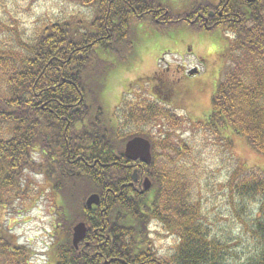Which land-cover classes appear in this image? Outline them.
<instances>
[{
	"label": "trees",
	"instance_id": "16d2710c",
	"mask_svg": "<svg viewBox=\"0 0 264 264\" xmlns=\"http://www.w3.org/2000/svg\"><path fill=\"white\" fill-rule=\"evenodd\" d=\"M76 1L94 9L88 24L55 20L18 48L0 43V264H30L36 254L1 220L2 209L35 196L26 173L44 176L59 198L52 244L57 264H229L227 243L210 234L188 200L190 181L182 162L188 142L174 143L168 130L150 132L157 119H179L173 126L183 119L158 101L124 98L115 125L93 84L108 63L99 49L120 59L132 50L134 20H150L157 28L185 22L196 29L222 28L231 36V65L202 128L215 135L231 130L264 155V0H190L178 9L168 0ZM136 135L152 143L150 165L124 154L125 142ZM146 177L152 185L144 194ZM228 180L236 195L259 199L251 228L255 253L243 264H264V173ZM93 193L101 204L89 209L86 200ZM76 216V223L89 226L79 249L68 224ZM152 220L178 232L173 253L160 261L147 240Z\"/></svg>",
	"mask_w": 264,
	"mask_h": 264
},
{
	"label": "rangeland",
	"instance_id": "374dc122",
	"mask_svg": "<svg viewBox=\"0 0 264 264\" xmlns=\"http://www.w3.org/2000/svg\"><path fill=\"white\" fill-rule=\"evenodd\" d=\"M188 2L190 0H168L177 9L187 7ZM94 14V9L82 6L76 0H0V43H12L17 47L21 40L30 42L43 23L60 20L71 22L76 27L80 25L79 21L82 25L88 24ZM230 38L229 33L219 27L214 30L196 29L185 22L169 28H157L150 20H134L131 33L133 48L125 59H120L111 50L99 49L100 56L108 63L104 67L105 73L93 88L99 93L106 116L112 121L124 98L128 101L160 100L152 94L157 75H162L170 67L166 75L170 76L177 65L181 67L182 75L177 73V76L188 82L182 85V99L158 102L174 109V115L183 120L173 126L179 119L169 123L157 119L150 132L153 135L161 130L165 134L168 130L174 143L177 144L178 140L188 142V157L182 160L187 164L185 168L190 181L188 200L198 209L199 219L209 228L210 234L227 243L228 263L243 264L255 253L251 228L261 204L258 198L236 195L232 181L228 179L234 174L239 177L254 171L264 173V155L255 151L246 137L231 130L215 135L202 128L211 113L218 83L231 65ZM194 67L199 73L185 77L183 69ZM126 128L137 129L133 125ZM148 128L146 125L145 129ZM24 179H30L34 184L35 196L28 202L20 201L2 209L1 220L20 244L35 250L30 264H57L58 255L52 244L58 223L55 202L59 203V198L53 194L44 176L26 173ZM149 190L146 192L150 193ZM72 219L74 224H68H72L73 230L78 216ZM64 228H68L67 225ZM148 229L147 240L156 258L159 261L168 258L178 242V232L160 220L150 221ZM236 229L238 231L234 234ZM161 249L164 255L160 254Z\"/></svg>",
	"mask_w": 264,
	"mask_h": 264
},
{
	"label": "water",
	"instance_id": "95a60500",
	"mask_svg": "<svg viewBox=\"0 0 264 264\" xmlns=\"http://www.w3.org/2000/svg\"><path fill=\"white\" fill-rule=\"evenodd\" d=\"M152 145L150 141L141 136H135L128 140L125 145V156L132 161H138L150 165L152 163ZM135 180L137 179V172L134 175ZM151 187V181L146 178L144 181V189L148 190ZM101 204L100 195L97 193L91 194L87 200L86 205L89 209L93 206H99ZM88 225L85 222H78L73 228V245L79 248L80 243L86 238L88 232Z\"/></svg>",
	"mask_w": 264,
	"mask_h": 264
},
{
	"label": "flooded vegetation",
	"instance_id": "af4514ba",
	"mask_svg": "<svg viewBox=\"0 0 264 264\" xmlns=\"http://www.w3.org/2000/svg\"><path fill=\"white\" fill-rule=\"evenodd\" d=\"M175 68H176V71L174 73H172V75H170V76H166L167 74H169V72L171 70L170 67L166 68L165 71L162 72V75H157L156 83L153 86L152 94H154V96H157L160 99V100L157 99L158 101L164 100L167 102L168 101L172 102L173 100L178 101V100L182 99V96L184 93V91H181V89H183L182 85L184 82H185V84H188V82L182 76H177V73L179 75H182L180 73L181 67L177 65ZM156 73H154L155 76H156ZM198 73H199V71H198L197 67H194L192 69H183V74L185 77L186 76H194V75H197ZM117 115H118V113L115 112L114 116L112 118L114 120V121L112 120V122H114L115 125H117L118 121H119V117H117ZM139 182H140V179L137 178V180H135V184L139 185ZM135 184L133 183L132 185H135ZM141 187H142L141 192L143 193L145 191L143 188V183H142ZM94 207H96V206H94Z\"/></svg>",
	"mask_w": 264,
	"mask_h": 264
},
{
	"label": "clouds",
	"instance_id": "9594fccd",
	"mask_svg": "<svg viewBox=\"0 0 264 264\" xmlns=\"http://www.w3.org/2000/svg\"><path fill=\"white\" fill-rule=\"evenodd\" d=\"M235 231H238V229L234 230V234H235ZM213 234H217V233L214 232ZM169 243H171V241H169ZM160 254H161V255H164V251H163V249H161Z\"/></svg>",
	"mask_w": 264,
	"mask_h": 264
},
{
	"label": "bare ground",
	"instance_id": "6f19581e",
	"mask_svg": "<svg viewBox=\"0 0 264 264\" xmlns=\"http://www.w3.org/2000/svg\"><path fill=\"white\" fill-rule=\"evenodd\" d=\"M144 194L146 193V191L143 192ZM148 197V196H147Z\"/></svg>",
	"mask_w": 264,
	"mask_h": 264
}]
</instances>
